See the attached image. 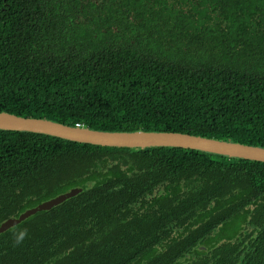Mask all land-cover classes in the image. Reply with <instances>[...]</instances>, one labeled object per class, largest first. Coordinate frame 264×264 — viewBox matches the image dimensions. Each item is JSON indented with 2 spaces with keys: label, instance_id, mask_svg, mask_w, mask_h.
Returning <instances> with one entry per match:
<instances>
[{
  "label": "trees",
  "instance_id": "trees-1",
  "mask_svg": "<svg viewBox=\"0 0 264 264\" xmlns=\"http://www.w3.org/2000/svg\"><path fill=\"white\" fill-rule=\"evenodd\" d=\"M188 1L0 0V112L264 147V0ZM79 186L0 264H264V162L0 130V225Z\"/></svg>",
  "mask_w": 264,
  "mask_h": 264
},
{
  "label": "water",
  "instance_id": "water-1",
  "mask_svg": "<svg viewBox=\"0 0 264 264\" xmlns=\"http://www.w3.org/2000/svg\"><path fill=\"white\" fill-rule=\"evenodd\" d=\"M0 130L43 134L66 141L102 147L129 148L132 150L157 147L181 148L264 162V147L180 132L95 130L88 127L67 125L49 118L18 116L10 112H0ZM84 191H86L85 187H75L68 193L44 202L24 213H17L1 223L0 235L38 212L50 211Z\"/></svg>",
  "mask_w": 264,
  "mask_h": 264
},
{
  "label": "flooded vegetation",
  "instance_id": "flooded-vegetation-1",
  "mask_svg": "<svg viewBox=\"0 0 264 264\" xmlns=\"http://www.w3.org/2000/svg\"><path fill=\"white\" fill-rule=\"evenodd\" d=\"M188 1V0H187ZM198 1V4L200 5L199 7H201L202 6V4L203 3H206L207 1H209V0H197ZM212 1L213 0H211L210 2L212 3ZM247 0H238V2H242V4H241V8L242 7H245V2H246ZM188 3H189V6H190V10H191V7H193V2H190V1H188ZM185 8L187 9L188 8V4L186 3L185 4ZM240 8V9H241ZM248 8V7H247ZM250 8V7H249ZM244 9V11L246 10V8H243ZM99 12L103 15V16H105V15H108V12H109V10H103L102 8L101 9H99ZM190 12V11H189ZM233 13H234V15H235V17L234 18H237V17H240V13H242V12H240V10L238 9H236V11L235 10H233ZM190 15V14H189ZM239 26V25H238ZM234 37H236V35H234ZM242 37H240V39H241ZM262 41V45H264V38H262L261 39ZM256 43V42H255ZM118 164V165H117ZM114 165H117V167H114ZM114 165L113 164H109V166H107V170H113V172H116V171H118V170H120V171H126V168L128 167V165L126 164V163H123V161H121V163H114ZM114 169H116V170H114ZM118 169V170H117ZM106 170V171H107ZM143 175L144 174V167L141 165H138L137 167H135V169L132 171V172H129V175ZM38 206V205H37ZM188 224H191V226L186 230V226L188 225ZM186 225V226H185ZM181 229H175L174 230V235H178V234H182V233H184V234H188V235H192V230H194L197 226L196 225H194V219H192V218H188L186 215H184V216H182L181 217ZM172 234V235H173ZM188 235H186V236H188ZM221 244H219V246H220ZM203 247H199V250H201ZM209 249L210 248H208V247H205V250L206 251H208L209 252ZM180 261L181 262H183L184 261V259L183 258H181L180 259Z\"/></svg>",
  "mask_w": 264,
  "mask_h": 264
},
{
  "label": "rangeland",
  "instance_id": "rangeland-1",
  "mask_svg": "<svg viewBox=\"0 0 264 264\" xmlns=\"http://www.w3.org/2000/svg\"><path fill=\"white\" fill-rule=\"evenodd\" d=\"M113 159H115V158H113ZM102 165H105L106 166V163H103ZM114 167H117V165H114ZM187 186L190 187V188H192L193 187V184L188 183Z\"/></svg>",
  "mask_w": 264,
  "mask_h": 264
},
{
  "label": "built area",
  "instance_id": "built-area-1",
  "mask_svg": "<svg viewBox=\"0 0 264 264\" xmlns=\"http://www.w3.org/2000/svg\"><path fill=\"white\" fill-rule=\"evenodd\" d=\"M78 126H80V125H78Z\"/></svg>",
  "mask_w": 264,
  "mask_h": 264
}]
</instances>
